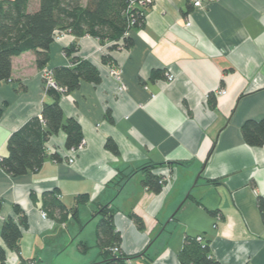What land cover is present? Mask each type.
I'll return each instance as SVG.
<instances>
[{
	"label": "crops",
	"instance_id": "1",
	"mask_svg": "<svg viewBox=\"0 0 264 264\" xmlns=\"http://www.w3.org/2000/svg\"><path fill=\"white\" fill-rule=\"evenodd\" d=\"M58 34L44 67L34 52H25L12 58L11 78L0 82V160L8 154L10 135L52 102L42 70L72 66L66 47L76 42V56L94 63L102 80L83 81L61 96L65 118L80 124L85 140L74 163L60 132L46 142L39 171L14 177L0 167V246L14 206L28 219L19 254L8 251L7 259L34 264L50 242L66 247L58 259L65 255L78 264L93 254L78 248L97 239L105 206L115 210L122 253H142L130 264H181L187 236L208 242L218 264H264V145H247L241 132L246 121L264 120V0H206L201 7L192 0H158L146 11L144 27L131 30L132 46L115 51L109 50L112 43L89 35ZM112 67H121L124 92L110 75ZM154 71L163 76L152 80ZM218 88L227 93L215 95L211 108L209 95ZM108 139L118 155L106 149ZM55 153L60 161L52 158ZM147 165L171 177L160 193L143 184L138 169ZM53 191L69 213L64 224L42 216V197ZM79 196L87 202L77 204ZM130 213L144 221L143 231ZM100 252H94L93 264L105 261Z\"/></svg>",
	"mask_w": 264,
	"mask_h": 264
},
{
	"label": "trees",
	"instance_id": "2",
	"mask_svg": "<svg viewBox=\"0 0 264 264\" xmlns=\"http://www.w3.org/2000/svg\"><path fill=\"white\" fill-rule=\"evenodd\" d=\"M34 0H0V82L9 80L12 73V58L25 52L36 54L37 63L44 67L49 61L50 47L55 34L60 30L71 32L76 38L85 35L97 38L101 44L112 43L110 51L129 48L133 44L131 36L125 37L128 30L142 28L145 17L135 15V23L128 15V0H38V8H34ZM78 44L74 42L64 49L72 66H59L52 71L56 84L66 89L64 94L53 88L47 89L52 102L43 105L41 116L33 117L19 130L12 133L7 141V156L0 160V167L9 175L18 177L29 172L39 171L47 158L46 142L60 132L66 134V148L78 147L83 140L80 124L74 118H65L60 105L62 95L69 94L79 88L81 82L99 84L102 80L98 67L91 61L82 59L76 54ZM109 55L103 56V62L110 61ZM161 71H154L151 79L162 77ZM208 104L215 108L217 101L214 93L208 98ZM2 111L0 110V116ZM241 132L245 143L251 147L264 145V120H248ZM105 147L118 155L119 149L112 139H108ZM52 158L60 161L55 153ZM156 165H147L139 171L144 173L145 188L160 193L164 187V176L155 173ZM125 176L118 177L113 183L120 186ZM37 203V198L33 196ZM87 196H79L77 204L86 203ZM43 211L59 224L69 220V213L60 202L56 191L45 193L42 197ZM1 206V200H0ZM264 213V200L259 201ZM15 216L8 218L1 229V237L5 247L0 246V264H7V252H20V240L23 231L28 228V219L19 206H14ZM98 213V212H97ZM114 209L101 207V219L97 227V244L106 264H130L129 262L142 256H129L121 251V235L114 224ZM139 230L145 229L144 221L135 213H130ZM119 247V253L110 249ZM93 247L88 243L79 244L80 252L88 253ZM145 254V253H144ZM151 261L153 259H150ZM181 264H218L211 256L208 242L202 243L196 237L187 236L182 251L179 253Z\"/></svg>",
	"mask_w": 264,
	"mask_h": 264
},
{
	"label": "built area",
	"instance_id": "3",
	"mask_svg": "<svg viewBox=\"0 0 264 264\" xmlns=\"http://www.w3.org/2000/svg\"><path fill=\"white\" fill-rule=\"evenodd\" d=\"M158 0H128L129 2V6H128V15L131 17L132 19V24L135 23V15L136 17L141 16V17H145L146 16V11L151 8L153 5H155L157 3ZM206 0H192L193 5L195 7H201L202 4L205 2ZM130 30L127 31V33L125 34V37H129L130 36ZM59 33V32H57ZM56 33V34H57ZM110 75L112 77H114L115 79H117L118 81H120V86H119V91L120 92H124L126 90V86L121 82V75H122V71H121V67H112L110 69ZM166 76L168 78V80L171 82L174 80V75L166 73ZM43 79H44V83H45V87L46 89L49 88H53L55 89L57 92L64 94L66 89H64L63 87H60L56 84L53 75H52V71L48 69V71L45 70V72L43 73ZM227 93V91L223 88H218L215 91V95L216 96H220V95H225ZM85 146V140L83 139L81 141V143L79 144L78 147L75 148H71L70 149V153L71 156L68 160V162L70 164L74 163L75 161V155L77 154V152L81 149H83ZM164 176V175H163ZM164 187H168V185H170L171 183V177L168 175L164 176ZM163 187V188H164ZM43 218H46L47 215L46 213H42ZM218 220H220L219 215H217ZM197 240L203 243V238L202 237H197ZM113 253H119V247H115L110 249ZM17 258L14 259H7V264H17Z\"/></svg>",
	"mask_w": 264,
	"mask_h": 264
},
{
	"label": "water",
	"instance_id": "4",
	"mask_svg": "<svg viewBox=\"0 0 264 264\" xmlns=\"http://www.w3.org/2000/svg\"><path fill=\"white\" fill-rule=\"evenodd\" d=\"M171 219H169V221L167 223L170 222ZM66 247L60 243H56V244H52V243H48L47 247L45 248L46 253H43L42 251H40L37 259H36V263L35 264H73L70 262H64L61 263L60 261H58V254L60 252H63V250ZM101 253V252H100ZM97 256V254L93 253L89 256L85 255L84 256V262L83 263H78V264H93V260L95 259V257ZM108 263L109 261H101L98 263ZM98 263H94V264H98Z\"/></svg>",
	"mask_w": 264,
	"mask_h": 264
},
{
	"label": "rangeland",
	"instance_id": "5",
	"mask_svg": "<svg viewBox=\"0 0 264 264\" xmlns=\"http://www.w3.org/2000/svg\"><path fill=\"white\" fill-rule=\"evenodd\" d=\"M33 5L35 6L34 8H37V6H38V3H37V1L36 0H34V3H33ZM56 36H55V38H58L59 37V34L57 33V34H55ZM45 70L46 71H48V68H44L43 70H42V77H43V73L45 72ZM43 81H44V79H43ZM90 244L93 246V248H92V253H96V252H98V247L96 246V244H97V239H96V237H93V238H91L90 239ZM77 246H75V248H76ZM73 249L71 248L70 249V252L72 251ZM78 250H79V248H78ZM73 252V251H72ZM69 254V253H68ZM67 254V255H68ZM71 257V255L69 256V258ZM71 259V258H70ZM60 262L61 261H65V260H68L67 258H66V256L64 255V256H62L61 258H59L58 259ZM73 261V260H72ZM66 262H70L71 263V261L70 260H68V261H66ZM84 262V258H82L81 260H79V262L78 263H83ZM73 263V262H72Z\"/></svg>",
	"mask_w": 264,
	"mask_h": 264
},
{
	"label": "flooded vegetation",
	"instance_id": "6",
	"mask_svg": "<svg viewBox=\"0 0 264 264\" xmlns=\"http://www.w3.org/2000/svg\"><path fill=\"white\" fill-rule=\"evenodd\" d=\"M35 264V263H34Z\"/></svg>",
	"mask_w": 264,
	"mask_h": 264
}]
</instances>
